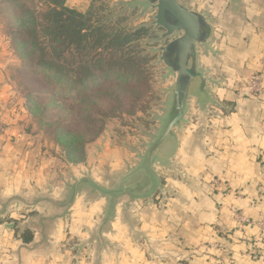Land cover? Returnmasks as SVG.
Here are the masks:
<instances>
[{
  "label": "crops",
  "instance_id": "crops-1",
  "mask_svg": "<svg viewBox=\"0 0 264 264\" xmlns=\"http://www.w3.org/2000/svg\"><path fill=\"white\" fill-rule=\"evenodd\" d=\"M184 1L214 29L216 55L201 48L200 58L221 80L212 90L228 108L177 134L175 162L186 176L158 167L167 196L150 197L153 184L142 173L109 207L108 196L80 187L67 208L71 177L57 175L52 163L28 159L13 143L11 121L0 135V264H92L97 255L100 264H264L250 256H264V229L236 217L258 221L264 215V95L254 98L246 90L253 73L262 75L264 89V0ZM5 68L0 63V79ZM133 151L104 135L73 171L79 180L112 185L138 167ZM130 200L128 212L123 206Z\"/></svg>",
  "mask_w": 264,
  "mask_h": 264
},
{
  "label": "rangeland",
  "instance_id": "rangeland-1",
  "mask_svg": "<svg viewBox=\"0 0 264 264\" xmlns=\"http://www.w3.org/2000/svg\"><path fill=\"white\" fill-rule=\"evenodd\" d=\"M130 2L88 0L85 6L73 8L85 13L94 3L96 9L110 12L112 19L121 22V26L132 31L144 30L139 49L150 58L144 67L145 82L135 94L128 93L124 99L126 104L119 108L114 105V100L111 104L110 100L99 98L86 102L84 97H77L76 92L68 93V88L59 91L60 79L38 69L31 55L32 49L25 50L22 46L25 38L19 36V5L33 9L38 6V0H0V63L6 65L0 79V90L4 96L0 101V135L7 134L11 121H14L13 143L28 159L54 164L57 175L64 171L68 173L71 180L66 182L67 188L77 181L73 170L84 163L86 150L93 142L105 135L113 143L131 148L135 154H146L169 112L177 76L170 73L161 61V48L175 37L161 39L164 31L154 25L156 11ZM200 64L209 69L201 58ZM208 76L215 79L211 71ZM117 85L118 80L115 79L109 81L107 87L116 88ZM189 106L188 121L183 129L201 121L196 99L191 98ZM216 109L224 110L212 107L213 113L204 117L207 124ZM181 168L178 163L177 169L185 177L186 173ZM158 172L162 178L163 171L158 169ZM101 184L111 186L109 183ZM102 247L105 249V244Z\"/></svg>",
  "mask_w": 264,
  "mask_h": 264
},
{
  "label": "trees",
  "instance_id": "trees-1",
  "mask_svg": "<svg viewBox=\"0 0 264 264\" xmlns=\"http://www.w3.org/2000/svg\"><path fill=\"white\" fill-rule=\"evenodd\" d=\"M94 5L85 13L70 8L67 0H38L33 9L19 5V36L25 38L24 49H32L38 69L60 79L59 91L68 88L86 102L114 100L121 108L125 96L135 94L145 82L150 58L139 49L144 30L123 27L110 12ZM115 79L117 89L108 88Z\"/></svg>",
  "mask_w": 264,
  "mask_h": 264
},
{
  "label": "water",
  "instance_id": "water-1",
  "mask_svg": "<svg viewBox=\"0 0 264 264\" xmlns=\"http://www.w3.org/2000/svg\"><path fill=\"white\" fill-rule=\"evenodd\" d=\"M130 3L144 8L150 7L156 11L154 25L164 31L160 36L161 39L175 37L174 40L161 48V61L170 73L177 76L169 112L163 118L159 134L147 149L146 154H138L137 168L130 170L126 177L113 178V184L109 187L96 184L89 177L77 179L74 185L69 187V198L63 203L67 208L72 205L73 197L80 187L90 189L92 195L108 196V200H110L108 207L110 204L112 206L117 200L116 193L119 194L120 199H123L122 193L130 192L134 188L133 182L131 183L132 178L138 177L142 173L153 184L150 197L154 194L167 196L168 191L162 182L158 167L182 175L173 159L178 148L177 134L181 133L183 125L188 121L190 99H196L199 113L202 115L201 121H205L204 117L213 113L211 107L228 109L225 104L220 103L214 97L210 88V86H219L221 80L208 76L211 70L203 68L200 64L201 48L205 49V53L211 50L213 55H216L210 45L214 29L207 15L191 10L184 0H134ZM114 197L116 200L113 199ZM123 207L125 211L129 212L134 207V201L125 202ZM109 215H111V210L106 219L103 217L100 224L103 228L108 224ZM99 240L102 241L100 236ZM102 245L99 247L98 253L104 249ZM99 259L100 255H97L96 264H100Z\"/></svg>",
  "mask_w": 264,
  "mask_h": 264
},
{
  "label": "built area",
  "instance_id": "built-area-1",
  "mask_svg": "<svg viewBox=\"0 0 264 264\" xmlns=\"http://www.w3.org/2000/svg\"><path fill=\"white\" fill-rule=\"evenodd\" d=\"M246 90H247L248 94L254 98L263 97L264 89H263L262 77L257 73L253 74L249 78V80L246 84ZM0 129H1V127H0ZM236 217L243 224H246V225L248 224V225L253 226V227H259V228L264 229V215L258 221L243 218L239 215H237ZM250 256L255 260H257V259L260 260V259L264 258V256L261 255L259 252H252V253H250Z\"/></svg>",
  "mask_w": 264,
  "mask_h": 264
}]
</instances>
